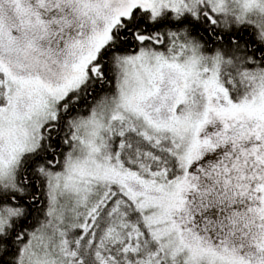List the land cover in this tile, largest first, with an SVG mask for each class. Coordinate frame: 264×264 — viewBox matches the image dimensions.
Instances as JSON below:
<instances>
[{
	"label": "snow or ice",
	"instance_id": "1",
	"mask_svg": "<svg viewBox=\"0 0 264 264\" xmlns=\"http://www.w3.org/2000/svg\"><path fill=\"white\" fill-rule=\"evenodd\" d=\"M0 264H264V0H0Z\"/></svg>",
	"mask_w": 264,
	"mask_h": 264
}]
</instances>
